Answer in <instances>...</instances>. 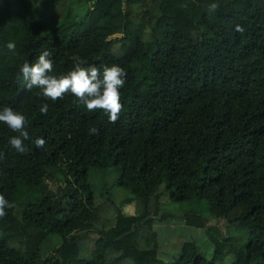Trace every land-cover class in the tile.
Instances as JSON below:
<instances>
[{
    "label": "trees",
    "instance_id": "trees-1",
    "mask_svg": "<svg viewBox=\"0 0 264 264\" xmlns=\"http://www.w3.org/2000/svg\"><path fill=\"white\" fill-rule=\"evenodd\" d=\"M50 8L0 0V110L24 114L31 138L17 153V133L0 125V195L13 204L0 218V264H214L197 251L204 239L230 264H264L261 0H85L53 27ZM44 50L55 76L73 70V56L122 67L117 121L71 94L51 102L25 89L19 68ZM111 170L116 180L97 194L91 175ZM191 201L251 228L244 250L216 240L207 219L165 210ZM172 237L182 246L166 263Z\"/></svg>",
    "mask_w": 264,
    "mask_h": 264
},
{
    "label": "clouds",
    "instance_id": "clouds-1",
    "mask_svg": "<svg viewBox=\"0 0 264 264\" xmlns=\"http://www.w3.org/2000/svg\"><path fill=\"white\" fill-rule=\"evenodd\" d=\"M215 7V6H213ZM7 51L16 54V43L13 41L5 45ZM52 53L48 50L42 51L34 63L25 62L19 68L17 80L24 84L25 89L33 88L38 90V94L45 100L55 102L64 94H71L87 111L100 109L104 115L108 116L109 122L115 123L121 111V92L125 85V70L119 65H105L102 69L95 65H85V61L79 56H73V70L67 74L55 76L53 72V60L50 59ZM49 111L48 103L45 102L39 107L41 115H47ZM28 119L26 116L11 107L0 110V125L6 126L11 132L17 133L8 140V145L17 153L25 151V141L31 138L28 131ZM96 128L91 132L95 133ZM36 148H43L45 140L36 138L34 140ZM13 207L3 195H0V218L6 215V210Z\"/></svg>",
    "mask_w": 264,
    "mask_h": 264
},
{
    "label": "rangeland",
    "instance_id": "rangeland-1",
    "mask_svg": "<svg viewBox=\"0 0 264 264\" xmlns=\"http://www.w3.org/2000/svg\"><path fill=\"white\" fill-rule=\"evenodd\" d=\"M43 1L44 0H32L35 13H39ZM50 2H51V8L48 12L49 13L48 23L50 27H53L56 24H58L64 18V16L68 11H72L73 13H83V9L85 8V0H50ZM261 5L264 7V0H261ZM109 172H113V173H108L107 171V172H101L91 175L90 183L95 189L97 194H98V189H100L101 187L100 183L113 184L114 181L116 180L117 174H115L114 171L112 170ZM95 176L98 177L95 178ZM129 197L131 196L128 195L127 193H123L122 199ZM165 210H167L166 212L170 214L193 213L195 215L203 217L204 219H207L206 221L207 225L205 230L209 231L208 228L218 229V232L214 234L215 236L214 238H216V240H218L219 242H222V240L223 241L228 240L234 247L236 246L238 250H244L245 245L249 240V234L252 232L251 228H236L225 223L224 221L221 222L222 220L220 221V219H215L211 217L209 215V212L207 211V205L205 202L191 201V202L175 204V205L171 204ZM122 211L123 214L127 217L134 215V204L131 202L123 205ZM170 225L176 226V222L171 221ZM200 234H202V232L199 233L198 236ZM168 244L170 245L169 247H167L169 251V256L166 260V263L172 262L176 260L177 257H179L182 242L178 243L177 239L175 237H172L170 238ZM197 246H198L197 247L198 253L209 262H213L214 264H230L232 262L231 261L232 258L230 255L223 256L215 253V245L212 243H207L205 239L203 241L200 240L197 243ZM225 247H226L225 252H227L228 243L225 244Z\"/></svg>",
    "mask_w": 264,
    "mask_h": 264
}]
</instances>
